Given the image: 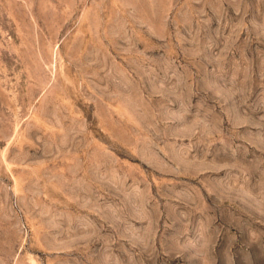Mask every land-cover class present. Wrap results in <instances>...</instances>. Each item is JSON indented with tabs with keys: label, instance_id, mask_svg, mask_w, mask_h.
<instances>
[{
	"label": "rangeland",
	"instance_id": "374dc122",
	"mask_svg": "<svg viewBox=\"0 0 264 264\" xmlns=\"http://www.w3.org/2000/svg\"><path fill=\"white\" fill-rule=\"evenodd\" d=\"M0 264H264V0H0Z\"/></svg>",
	"mask_w": 264,
	"mask_h": 264
}]
</instances>
